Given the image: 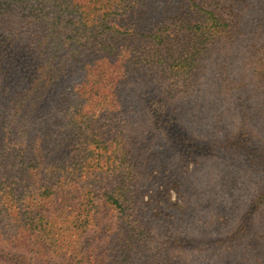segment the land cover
I'll return each instance as SVG.
<instances>
[{"label":"trees","instance_id":"16d2710c","mask_svg":"<svg viewBox=\"0 0 264 264\" xmlns=\"http://www.w3.org/2000/svg\"><path fill=\"white\" fill-rule=\"evenodd\" d=\"M235 65L247 70L233 75ZM153 96L184 114L172 154L196 164L217 146L243 157L264 188V141L245 127L229 143L194 134L219 133L241 111L264 139V0H0V264H257L260 225L250 243L221 253L213 240L217 249L188 261L170 251L197 232L191 216L205 203L133 205L134 167L168 165L154 161L159 146L143 155L126 134ZM31 173L41 181L25 201ZM182 178L160 169L180 198Z\"/></svg>","mask_w":264,"mask_h":264},{"label":"rangeland","instance_id":"374dc122","mask_svg":"<svg viewBox=\"0 0 264 264\" xmlns=\"http://www.w3.org/2000/svg\"><path fill=\"white\" fill-rule=\"evenodd\" d=\"M245 70L247 68H239L235 65L231 68V73L240 76ZM247 78L244 80L246 81ZM173 103L176 104L177 102L174 99L173 101L171 99L161 100L159 96H153L151 99L140 102L138 111L134 112L133 120L126 122V134L132 136L133 141L136 140L145 147L144 151L142 150L143 155L146 152L151 154L159 146V154L154 155V161L157 163V159L167 158L164 160L168 162L167 166H161L159 169L154 167L152 173L150 171L144 173L146 170L144 168L138 172L139 167H134L135 177L129 188L137 197L133 205L137 206L139 201L150 199L152 200L153 211L156 212L161 211V207H164L165 203H170L173 210H182L185 201L195 204L194 209L198 207V202L205 203V206H202V216H199L197 211H194L193 216H191L193 220L191 221V228L196 226L195 232H197H189V236L182 235V242H178L177 246L170 251L172 255L186 257L188 261L198 257L203 251L209 252L213 248L217 249L210 243L213 240L218 242L217 245L220 246L219 251L221 253L224 252V247L228 248L227 246L235 242L250 243L251 238H256L254 236L256 227L260 225V230L264 233V188L261 187L257 174L252 171V166L250 167L242 159L243 157L229 158L228 154H222L221 149L217 146L206 148V153L198 156L199 163L196 164L192 161H185L180 154H177L181 152L177 151L172 154L171 145L176 139L175 133L181 129L176 127V122L179 124L184 115L182 112H175ZM224 123L225 126L219 133L211 132L209 135L208 133L197 132L194 133L195 138L199 136L204 143L209 142L211 138L219 139L220 143H229L235 140L241 128L245 127L254 141L257 139L264 141L259 126L257 124L252 126L251 116L248 115V112L231 111V115H227ZM149 132L152 133L150 137ZM153 142L155 145L150 146ZM248 144L251 145V141ZM169 147V153L163 152V148L168 149ZM177 155H180L181 158L177 159ZM178 164L180 165L178 166ZM164 167L178 172L183 177L179 185H182L184 198H180L174 189H166L163 186L160 181V169ZM233 167L236 168L230 175L225 174L226 170ZM221 174L225 175L226 178L234 175V181L228 179V183L222 182ZM185 177L191 180L186 182ZM40 181L38 174H28L25 177V190H23L22 199L26 201L30 195L27 191L38 189ZM35 198H38L36 194L31 199L32 202ZM221 206L225 210L232 207V211L235 213L231 211L230 216L226 217L225 215L223 217L217 211ZM227 213L229 212L227 211ZM148 237L150 238V235ZM155 241L159 245L164 242V238L155 235L154 244ZM206 241L209 243L206 244ZM248 248L247 245L245 249H247V253L251 254ZM254 260L257 264H264V253L257 252L254 258H251V261Z\"/></svg>","mask_w":264,"mask_h":264}]
</instances>
